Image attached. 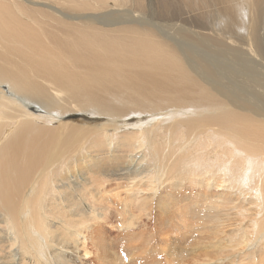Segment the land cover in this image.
Masks as SVG:
<instances>
[{
	"label": "bare ground",
	"instance_id": "bare-ground-1",
	"mask_svg": "<svg viewBox=\"0 0 264 264\" xmlns=\"http://www.w3.org/2000/svg\"><path fill=\"white\" fill-rule=\"evenodd\" d=\"M162 254L264 264V0H0V264Z\"/></svg>",
	"mask_w": 264,
	"mask_h": 264
},
{
	"label": "rangeland",
	"instance_id": "rangeland-1",
	"mask_svg": "<svg viewBox=\"0 0 264 264\" xmlns=\"http://www.w3.org/2000/svg\"><path fill=\"white\" fill-rule=\"evenodd\" d=\"M107 184H110L111 186H115V184H116V182H112V181H108L107 182ZM109 185V186H110ZM106 203V202H105ZM98 205H100L101 207H100V210H101V214L102 215H105V214H107V213H109V214H111L112 215V213L110 212V208H106V206H104V204L103 203H101V204H98ZM117 214H118V212H116L115 213V215L113 216V218H111L112 220H114V222H116V221H118L119 219H122V217L121 216H117ZM114 225L112 224L111 226H109V229H111L112 231H113V233H116L117 231L114 229V227H113ZM151 225H149V226H146L145 228H144V231H146V230H151L152 229V227H150ZM113 228V229H112ZM162 256V259H161V263L162 264H165V263H169V261H167L168 260V258L166 257V255H161ZM84 261V264H91V262L88 260V259H84L83 260ZM165 261H167V262H165ZM170 264V263H169Z\"/></svg>",
	"mask_w": 264,
	"mask_h": 264
}]
</instances>
